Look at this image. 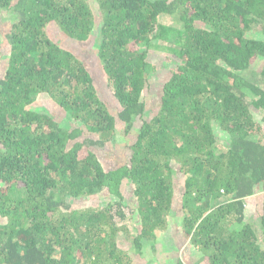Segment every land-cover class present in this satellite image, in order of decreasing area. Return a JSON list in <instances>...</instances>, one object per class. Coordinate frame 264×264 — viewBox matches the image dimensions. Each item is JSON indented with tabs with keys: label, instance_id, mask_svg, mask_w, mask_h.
Masks as SVG:
<instances>
[{
	"label": "trees",
	"instance_id": "obj_1",
	"mask_svg": "<svg viewBox=\"0 0 264 264\" xmlns=\"http://www.w3.org/2000/svg\"><path fill=\"white\" fill-rule=\"evenodd\" d=\"M0 16V264H186L192 247L264 264V0H0ZM52 30L92 43L102 82Z\"/></svg>",
	"mask_w": 264,
	"mask_h": 264
},
{
	"label": "rangeland",
	"instance_id": "obj_2",
	"mask_svg": "<svg viewBox=\"0 0 264 264\" xmlns=\"http://www.w3.org/2000/svg\"><path fill=\"white\" fill-rule=\"evenodd\" d=\"M6 28L8 29V22L5 19H3L2 16H0V75L3 73L4 67L6 65L7 57L9 54V47L7 45V41L5 38ZM61 35H62L61 32H59L58 30H52L51 31V38L54 42L59 43L64 48L69 47L68 49H70L76 56H78L80 59H82V61L86 65H92L93 71L94 72L97 71L99 81L102 80V79H100L102 75L100 74V71L98 70L97 66L94 67L95 58L93 55V46H91L92 43L89 42L86 45H80V47L79 46L72 47V43H67L68 41L66 39L65 40L67 42L61 41ZM93 71H91V72L94 73ZM100 82H102V81H100ZM40 102L41 103H38V104L44 105V103H42V101H40ZM43 102H45V100H43ZM47 106L49 108L47 111L52 115V117H57L62 122L64 114L63 113L58 114L56 109L53 106L51 107V104H47ZM65 125L68 126L67 124H65ZM219 137L222 138L221 134H219ZM114 146H119L116 148L118 149V151H121L122 146H124V142L121 140L120 143H117ZM112 148H115V147H112ZM116 148L113 150V154L110 155V157H112V158L116 157V155H117V154H115L117 152ZM176 191H178V190H176ZM174 197H175V195H174ZM175 204L177 205V202ZM247 204H248L247 205L248 207L246 209L247 220L258 225V223H259L258 205L255 204L254 199H249L247 201ZM130 226H132V225H130ZM175 226H176L175 219L172 220V218H170L169 219V228L167 229L168 231L166 232V235L163 238L164 242H167V241L169 242L168 237L174 235ZM133 228H134V226H132V229L130 230L131 232H134ZM179 255H180L182 261L186 264H209L207 261H203L202 259H200L204 255L197 248L192 247L188 250L182 249V250H180ZM153 264H158V262L155 261Z\"/></svg>",
	"mask_w": 264,
	"mask_h": 264
}]
</instances>
